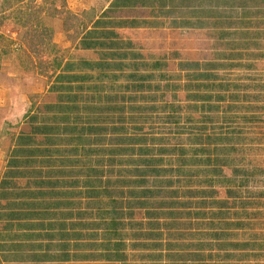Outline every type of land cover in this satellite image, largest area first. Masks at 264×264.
<instances>
[{
	"label": "crops",
	"instance_id": "1",
	"mask_svg": "<svg viewBox=\"0 0 264 264\" xmlns=\"http://www.w3.org/2000/svg\"><path fill=\"white\" fill-rule=\"evenodd\" d=\"M216 1L69 6L87 20L55 40V71L0 87V264L261 256L237 215L252 204L235 198L244 171L211 114L234 111L238 44L261 35L248 42L252 26L207 10Z\"/></svg>",
	"mask_w": 264,
	"mask_h": 264
},
{
	"label": "rangeland",
	"instance_id": "2",
	"mask_svg": "<svg viewBox=\"0 0 264 264\" xmlns=\"http://www.w3.org/2000/svg\"><path fill=\"white\" fill-rule=\"evenodd\" d=\"M98 1L102 0H0V87L12 90L17 87V80L25 86L42 84L55 71L56 62L61 56L55 40L58 42L61 34L69 29L76 32L77 27L87 20L84 14L78 15L69 6L92 8ZM209 9L224 14L223 19L228 13L230 22L240 31L244 28L239 25H256L259 21L263 22L264 17L262 0L216 1L207 7ZM255 44L258 46L254 50L250 46L238 48L241 47L245 56V65L243 69L233 71L229 80L231 82L233 79L231 83H235L234 92H231L233 97H237L233 101L234 111L231 108L211 113L213 136L221 133L233 139L230 148L234 150L227 156L232 164H237L244 171L240 177V185L244 186H239L235 191L239 205L245 201L252 202L245 208L247 216L244 218L243 232L247 236L256 234V238H260L257 243L262 248L261 256L242 264H264L263 35ZM185 116L178 114L181 118ZM228 124L229 129H225ZM242 213V209L237 212L240 219H243Z\"/></svg>",
	"mask_w": 264,
	"mask_h": 264
},
{
	"label": "trees",
	"instance_id": "3",
	"mask_svg": "<svg viewBox=\"0 0 264 264\" xmlns=\"http://www.w3.org/2000/svg\"><path fill=\"white\" fill-rule=\"evenodd\" d=\"M263 1V5H264V0H262ZM263 19V22H261V21H259V22H257V24L256 25H252V24H250V23H244L243 25H239V27H241V28H244V27H250V25L252 26V30L253 31H251V32H249V33H246L245 32V36H246V38H249L248 39V42H249V40L251 39H255V35H263V37H264V17L262 18ZM254 32V33H253ZM257 42V40H255V42H254V44H253V42H252V44H238L239 46H241V47H247V46H250L251 47V49L252 50H254V49H256L257 47L256 46H258V44H255ZM250 55H252V53H250ZM232 91H234V90H232ZM235 98H237L236 96H234ZM233 97V95H232V102L235 100V98ZM214 108H216V107H214ZM210 109H212V108H210ZM227 119H229V118H227ZM224 121H226V119H224ZM221 125V124H220ZM230 126V124H228V126L227 127H225V129H229L228 127ZM222 128V127H221ZM230 141H232L233 139L232 138H230L229 139ZM229 142V141H228ZM243 215H244V218L247 216V213L246 212H243L242 213ZM262 245V247H263V244H261ZM261 251H262V248H261Z\"/></svg>",
	"mask_w": 264,
	"mask_h": 264
}]
</instances>
